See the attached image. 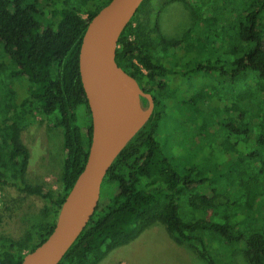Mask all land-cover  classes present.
Segmentation results:
<instances>
[{
	"label": "trees",
	"instance_id": "trees-1",
	"mask_svg": "<svg viewBox=\"0 0 264 264\" xmlns=\"http://www.w3.org/2000/svg\"><path fill=\"white\" fill-rule=\"evenodd\" d=\"M110 1L0 0V45L12 60L11 76L28 83L24 98L14 89H0V187H15L44 202V218L23 235H0V264H23L24 257L47 239L85 167L93 126L80 74V51L89 21ZM178 1L191 5L202 34L214 39L218 52L198 60L186 72H206L232 83L250 80L244 98L224 93L217 101L218 111L236 113L224 127L252 133L254 143L249 155L251 175L245 183H236V194L227 202L216 204V196L195 191L204 178L194 177L193 170H179L157 135L174 104L170 88L177 86L167 78L171 71L167 58L189 37L169 39L161 31L160 14ZM143 5L120 34L116 61L152 95L154 112L111 165L95 213L59 264H98L113 249L157 223L164 224L179 242H188L206 264H236L238 251L249 264H264V222L255 216L257 201L263 204L264 197V0H151L146 10ZM46 15L52 17V24L38 19ZM188 52L192 55V50ZM196 88L192 98L180 103L193 105L197 97L203 100L213 89L206 83ZM143 103L148 106L149 100L143 98ZM81 109L87 111V126L81 123ZM35 112L64 133L66 155L58 190L28 180L30 150L21 135ZM186 192H191L192 212L202 204L203 209L218 208L223 219H207L204 212L199 217L181 214ZM243 212L251 214L250 222L232 219Z\"/></svg>",
	"mask_w": 264,
	"mask_h": 264
},
{
	"label": "rangeland",
	"instance_id": "rangeland-1",
	"mask_svg": "<svg viewBox=\"0 0 264 264\" xmlns=\"http://www.w3.org/2000/svg\"><path fill=\"white\" fill-rule=\"evenodd\" d=\"M150 6L151 0H145L143 10ZM38 19L45 25L53 23L49 15L39 16ZM160 27L162 33L169 39H178L186 34L189 37L178 51L175 49L167 58L171 69L167 78L177 86L176 89L170 88L175 98L174 104L171 111L167 112L168 116L161 121L158 138L166 154L173 158L177 166L180 165L179 170H193L194 177L204 178L196 185L195 191L209 197L216 196L214 201L216 204L221 201L227 202L232 193L233 196L236 194V183L240 184V181L245 183L251 175L252 161L249 155L254 143L252 133L235 132L224 127V123L232 121L236 113L218 111L220 107L217 101L224 93L244 98L250 80L244 78L232 83L229 79H215L206 72H186L194 67L198 60L209 59L218 53L214 39L202 34V24L198 23L189 3L183 1L170 3L160 14ZM225 42L224 50L227 51L228 42ZM3 49L4 47L0 45V89H14L19 98H24L28 95V83L22 78L11 76L14 68L12 60L4 54ZM187 50H192V55ZM4 80L9 84H4ZM204 83L213 87L205 99L194 98L196 103L193 105L180 103L192 98L196 87ZM216 107L217 109H214ZM79 117L84 126L89 124L85 109L80 110ZM21 139L30 150L29 182L33 185L44 184L47 188L58 190L66 155L62 129L35 112L33 117L24 123ZM226 188H228L226 194L220 195ZM190 194L191 192H186L181 199V214L191 217L193 213L199 217L204 212L203 215L207 219L218 221L223 219V214H220L218 208L203 209L202 204L192 212ZM262 199L263 204L260 201V205L257 201L255 208V216L258 219L252 217L259 223L264 222V197ZM43 205L44 202L39 196L27 194L15 187H0V235L11 237L23 235L32 224L44 218L41 210ZM230 212L231 210H228V216ZM250 217L249 212H243L232 219L250 222ZM219 245V242L214 243L215 247ZM234 261L236 264H249L242 251L236 253ZM87 264H90V261ZM98 264L206 263L188 242H179L164 224L157 223L144 230L137 238L113 249Z\"/></svg>",
	"mask_w": 264,
	"mask_h": 264
},
{
	"label": "water",
	"instance_id": "water-1",
	"mask_svg": "<svg viewBox=\"0 0 264 264\" xmlns=\"http://www.w3.org/2000/svg\"><path fill=\"white\" fill-rule=\"evenodd\" d=\"M144 1L111 0L89 21L79 62L92 115L89 154L53 231L23 264L60 263L95 213L111 165L154 112L152 95L116 61L120 34ZM143 98L149 100L147 107Z\"/></svg>",
	"mask_w": 264,
	"mask_h": 264
},
{
	"label": "bare ground",
	"instance_id": "bare-ground-1",
	"mask_svg": "<svg viewBox=\"0 0 264 264\" xmlns=\"http://www.w3.org/2000/svg\"><path fill=\"white\" fill-rule=\"evenodd\" d=\"M90 57V54H88V58Z\"/></svg>",
	"mask_w": 264,
	"mask_h": 264
},
{
	"label": "flooded vegetation",
	"instance_id": "flooded-vegetation-1",
	"mask_svg": "<svg viewBox=\"0 0 264 264\" xmlns=\"http://www.w3.org/2000/svg\"><path fill=\"white\" fill-rule=\"evenodd\" d=\"M145 106V105H144ZM146 107V106H145Z\"/></svg>",
	"mask_w": 264,
	"mask_h": 264
}]
</instances>
